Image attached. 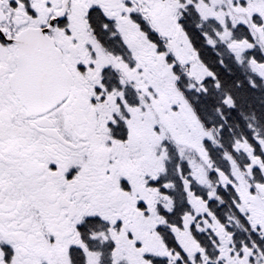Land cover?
<instances>
[{"label": "snow or ice", "instance_id": "6c2138e0", "mask_svg": "<svg viewBox=\"0 0 264 264\" xmlns=\"http://www.w3.org/2000/svg\"><path fill=\"white\" fill-rule=\"evenodd\" d=\"M0 264H264V0H0Z\"/></svg>", "mask_w": 264, "mask_h": 264}]
</instances>
